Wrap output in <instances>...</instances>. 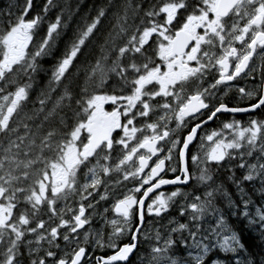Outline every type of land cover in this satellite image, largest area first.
Returning a JSON list of instances; mask_svg holds the SVG:
<instances>
[{
  "label": "snow or ice",
  "instance_id": "1",
  "mask_svg": "<svg viewBox=\"0 0 264 264\" xmlns=\"http://www.w3.org/2000/svg\"><path fill=\"white\" fill-rule=\"evenodd\" d=\"M54 7L30 16L34 0H23L0 14V264H131L145 216L163 221L174 207L182 219L154 229L138 264H257L237 258L247 248L228 216L264 238V0H109L83 27L66 31L61 13L40 36ZM45 57L51 78L29 113ZM242 76L244 106H229L217 92ZM223 113L254 118L223 122L190 153ZM193 180L199 194L183 190ZM110 197L118 219L100 211ZM90 242L113 254L89 258Z\"/></svg>",
  "mask_w": 264,
  "mask_h": 264
},
{
  "label": "trees",
  "instance_id": "2",
  "mask_svg": "<svg viewBox=\"0 0 264 264\" xmlns=\"http://www.w3.org/2000/svg\"><path fill=\"white\" fill-rule=\"evenodd\" d=\"M16 0H12V5ZM46 3V0H34L35 9L30 13V16H34L37 12L41 11L42 5ZM56 7L52 8L47 14L44 24L40 30V36H43L46 32L47 24L54 22L57 15L63 14V22L67 23L68 29L66 31H74L77 26L83 27L85 22H90L95 17L97 11L101 7H107L109 0H54ZM15 12L16 9L13 8ZM115 23L112 18L111 12L108 14L107 19L104 21L105 28L110 24ZM62 47V45H61ZM31 49V45H30ZM43 71H40L35 76V83L32 92H30L29 100L25 104V111L31 113L34 109L39 107L37 103V96L41 88L45 87L48 80L51 78L50 69L55 63V60L51 57H45L39 61ZM25 81L21 80V83ZM82 82V77H81ZM56 94H53V100ZM48 107H51L49 103ZM215 173V170H214ZM231 175L228 171H221L217 182H223L229 192L235 193V188L231 182L227 181V176ZM237 176L242 175V172L237 171ZM228 221L233 230L238 232L241 236V241L246 245L247 251L241 253L238 259H253L259 264L262 255V249H264V238L260 236L258 228L249 227L248 222L243 217L228 216ZM251 253V256H249ZM217 254L223 259L231 260L233 254H223L218 251Z\"/></svg>",
  "mask_w": 264,
  "mask_h": 264
},
{
  "label": "flooded vegetation",
  "instance_id": "3",
  "mask_svg": "<svg viewBox=\"0 0 264 264\" xmlns=\"http://www.w3.org/2000/svg\"><path fill=\"white\" fill-rule=\"evenodd\" d=\"M10 6H11V1L10 0H0V14H6L7 10L10 8ZM259 71L260 70L258 68L257 72L255 74L257 80H259ZM210 80H211V78L209 77V81ZM250 83H251L250 79L242 76L240 78H237L236 81L230 82L231 91L228 93V96L224 97L223 96V91L217 92V96L223 97L224 102L228 103L229 106H244L243 104H239L238 103V99H237L238 98V93H237L236 90L238 88H240V87H246ZM204 86L207 87V83H205ZM220 87L223 89V86H220ZM105 107H106V109L110 110V105H106ZM218 116H219L218 119H216L215 121L209 122L207 125L204 126V128L202 130L199 131L198 138H197L196 142L189 149L190 153L194 154L197 142L199 141L200 137L202 136V134L204 132L218 130L219 128L222 127V123L223 122H230L232 120H238V121H241L242 123H248L250 118H254L253 114H250V113H248V114L223 113V114H218ZM160 155L162 157L164 155V153H161ZM153 159L155 160L156 157H153ZM189 166H190V171L195 176L196 168H195V166H193L191 164V161H189ZM145 171L147 172L148 170L146 169ZM177 174H179V173H172V172L169 171L167 173L166 178L171 179ZM193 183H194V180L188 186H185L183 190L185 191V190L190 189ZM127 186L128 187H134L135 184H130V183L127 182ZM175 188L176 187L166 186V187L161 188L158 191H162L164 193H169L171 191H174ZM116 191L119 192L120 189L117 188ZM149 202L150 201H146V204L149 203ZM112 203H114V198L113 197H110V199H109V201L107 203L101 202L100 211H102L103 208H105V207L109 208V211L106 214L107 219H114V218L118 219L119 217L114 213V211L111 208ZM150 220H151V216L146 215L145 216L146 228H148V226H149L148 221H150ZM101 223H102V221H100L99 218H96L94 220V222H93V227L94 228H98V227L101 226ZM110 231H111L110 227H106L104 229L105 237H107V235H108V233ZM142 236L143 235L138 237V245H139L138 246V250L140 248V243H141V240H142ZM128 242H130V239H129V236L126 234V236L121 240V244L122 243H128ZM89 249L90 250H89V252L87 254L89 258H94L96 256H106V255H112L113 254V250L108 249L106 247L105 248H97L96 245L94 243H92V242H90V244H89ZM136 253H135V255H136ZM135 255H134L133 258H135Z\"/></svg>",
  "mask_w": 264,
  "mask_h": 264
},
{
  "label": "rangeland",
  "instance_id": "4",
  "mask_svg": "<svg viewBox=\"0 0 264 264\" xmlns=\"http://www.w3.org/2000/svg\"><path fill=\"white\" fill-rule=\"evenodd\" d=\"M10 1H11V5H12V0H10ZM12 11H13V9H12ZM242 124H244L245 126L247 125V123H242ZM211 132L212 131H206V132H204L202 134L201 137H203V136H205L207 134H210ZM200 144H201V140L199 139V141L197 142L194 154L198 152V149L200 148ZM210 146H211L210 142H207V141L204 142L203 147H204L205 150L208 149ZM200 154L202 155V152ZM195 171H196L195 175H198L199 173H198L197 169ZM125 184H127V182H125ZM194 185H195V181L192 184L191 188L188 189V190H185V191L186 192H191L193 190L197 191L196 188L194 187ZM197 194H199V193H197ZM253 198L256 199V197H253ZM171 217H177L178 219H182V218H180L178 216V212H177V209L175 207L171 208L169 210V213L166 215V218L163 221H159L158 218L157 219H153V217H151L152 223L148 226V228L145 229V235L147 236V239H145V235L142 236V240H141V243H140V248L137 251V253L135 255V258H132L131 264H138L140 257L147 254V249L149 248L150 244L152 243V239L151 238L154 235V229L160 227L161 223L166 224L167 220L170 219ZM220 252H222V251H220ZM223 254H228V253H223Z\"/></svg>",
  "mask_w": 264,
  "mask_h": 264
},
{
  "label": "water",
  "instance_id": "5",
  "mask_svg": "<svg viewBox=\"0 0 264 264\" xmlns=\"http://www.w3.org/2000/svg\"><path fill=\"white\" fill-rule=\"evenodd\" d=\"M233 114H248V113H233ZM210 122H211V121H210ZM208 123H209V122H208ZM198 133H199V132H198ZM195 142H196V141H195ZM195 142H194V143H195ZM194 143H193V144H194ZM193 144H192V145H193ZM192 145H190V147H191ZM166 186L174 187L173 185H165V186H162V188H163V187H166ZM187 186H188V185H187ZM134 255H135V253L130 257V259H132V257H134Z\"/></svg>",
  "mask_w": 264,
  "mask_h": 264
},
{
  "label": "bare ground",
  "instance_id": "6",
  "mask_svg": "<svg viewBox=\"0 0 264 264\" xmlns=\"http://www.w3.org/2000/svg\"><path fill=\"white\" fill-rule=\"evenodd\" d=\"M16 3L23 4V0H16L15 3H13V4H16ZM174 187H176V186H174ZM193 191H194V190H193ZM197 193H199V191H198ZM132 258H133V257H132ZM131 260H132V259H131Z\"/></svg>",
  "mask_w": 264,
  "mask_h": 264
}]
</instances>
